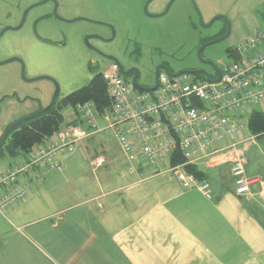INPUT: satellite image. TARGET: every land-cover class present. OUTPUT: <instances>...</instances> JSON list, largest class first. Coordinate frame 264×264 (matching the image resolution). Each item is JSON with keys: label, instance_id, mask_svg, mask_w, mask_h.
<instances>
[{"label": "crops", "instance_id": "1", "mask_svg": "<svg viewBox=\"0 0 264 264\" xmlns=\"http://www.w3.org/2000/svg\"><path fill=\"white\" fill-rule=\"evenodd\" d=\"M39 108L32 100L4 101L0 134ZM94 119L96 130L77 123L87 135L55 157L60 169L39 166L18 178L27 194L0 213V264H264V148L257 137L237 134L223 145L237 150L195 164L206 175L208 199L181 186L184 170H173L169 159L157 169L128 162L104 118ZM226 155H242L246 176L259 179L248 194H234ZM23 162L0 158V173Z\"/></svg>", "mask_w": 264, "mask_h": 264}, {"label": "rangeland", "instance_id": "2", "mask_svg": "<svg viewBox=\"0 0 264 264\" xmlns=\"http://www.w3.org/2000/svg\"><path fill=\"white\" fill-rule=\"evenodd\" d=\"M55 1L60 4L58 12L62 17L83 18L84 21L69 24L50 19L35 27L34 21L38 16L50 13V1L0 0V30L7 26H17L20 13L34 6L28 11L20 30L7 31L0 38V62L10 58L20 59L26 79H52L58 85L61 97L87 85L94 75L105 68L91 59V52L84 44V38L89 35L111 39L108 45L120 54H139V85L148 89L154 86L156 66L165 62L171 65L173 74L179 73L182 67L180 58L184 56L181 52L194 53L203 39L210 38L221 30L224 23L222 20H217L209 28L204 27L213 18H224L231 30L226 41L210 47L214 49L213 60L218 67L230 60L227 49L256 31L264 30V0H193V3L191 0H175L167 14H158L155 18L149 15L161 11L170 0H155L148 6L147 14L139 8L144 0ZM105 20L110 24L103 23L106 25L104 26L95 23ZM110 27L114 30L113 36ZM184 44L186 49L183 48ZM180 47V54L175 59L165 53ZM193 60L188 59L191 63L195 61ZM20 72L21 65L17 62L0 66V109L9 98L24 100L26 96L39 100L42 109L47 107V99L52 94V83L41 80L27 84L21 79ZM210 75L214 76L215 73ZM252 110L264 113V103L246 107L236 114L238 123L244 125V129L238 134H249L246 124ZM62 114L63 127L75 117L71 107L64 108ZM2 135L3 133L0 138ZM253 140L254 137L246 139L244 143L248 145ZM256 140L264 148V138ZM110 146H116L113 140ZM254 156L253 148L248 154L249 168L255 163ZM233 159L227 157L225 162L221 161L230 167Z\"/></svg>", "mask_w": 264, "mask_h": 264}, {"label": "built area", "instance_id": "3", "mask_svg": "<svg viewBox=\"0 0 264 264\" xmlns=\"http://www.w3.org/2000/svg\"><path fill=\"white\" fill-rule=\"evenodd\" d=\"M230 50V60L218 69V81L216 72L214 76L207 74L208 77L201 74L204 78H200L199 73L169 72V76L161 71L154 89L138 90L124 80L115 64L105 66L101 77L112 105L102 117L128 162L140 160L157 169L160 162L179 152L184 165H195L237 150L236 143L223 146L244 129L236 114L264 103V30L249 35ZM92 108L91 103H86L77 110L87 127L96 130ZM86 135L80 127L69 126L25 162L0 173V213L24 201L28 184L20 183V176L39 166H46L48 171L60 169L55 157L72 152ZM184 165L172 167L179 170ZM245 166L241 155L232 160L230 172L237 196L248 194L259 183L258 178L246 176ZM177 179L183 188L194 187L210 198L206 181H198L182 171Z\"/></svg>", "mask_w": 264, "mask_h": 264}, {"label": "trees", "instance_id": "4", "mask_svg": "<svg viewBox=\"0 0 264 264\" xmlns=\"http://www.w3.org/2000/svg\"><path fill=\"white\" fill-rule=\"evenodd\" d=\"M230 52V48L227 49L229 58L232 56ZM198 75L200 78H204L201 74ZM86 103L93 105V112L98 116H102L110 110L112 103L101 73L94 75L87 85L65 96L62 101L53 105L44 114L28 119L13 129L0 147V158H20L25 162L41 145L51 142L60 130L69 126H77L78 122L82 125L86 124L85 121L79 119L81 115L77 110L78 106ZM66 107H71L74 110L75 119L63 127L62 111ZM41 109L40 107L39 110ZM246 127L252 136L257 137V139L264 138V113L252 110ZM89 130L86 125V131ZM169 161L171 166L185 164L184 157L179 152H174ZM183 170L198 181H205L204 179H206V175L196 165H184Z\"/></svg>", "mask_w": 264, "mask_h": 264}, {"label": "flooded vegetation", "instance_id": "5", "mask_svg": "<svg viewBox=\"0 0 264 264\" xmlns=\"http://www.w3.org/2000/svg\"><path fill=\"white\" fill-rule=\"evenodd\" d=\"M150 0H144L142 4H140V11L142 9V11L147 14V8L148 6L152 5V3L155 1H151L150 3H148ZM175 0H173V2L170 4L171 0L168 2V4L166 5V3L164 4V6L162 7V10L159 12H153L154 15H149V17L151 18H155L158 17L160 15H165L169 12L172 4L174 3ZM51 2V10L50 13H46V14H42L40 16H38L35 21H34V26H38L41 22L45 21V20H55L57 22H61V23H65L62 22L60 20H58L55 15H54V10L56 9V14L57 16H59L60 18L64 19V20H73L76 18H72V19H65L64 17H62V15H60V13L58 12L60 4L57 2V6L55 5L54 2ZM166 6V7H165ZM165 8V9H164ZM168 8V9H167ZM27 10V9H26ZM25 11V10H24ZM23 11V12H24ZM22 12V14H23ZM22 14L20 13V19L18 24L21 21V17ZM27 15V14H26ZM111 16V14H109ZM26 19V17H25ZM222 20L223 23V27L221 28V30L216 33V35L210 37V38H205L203 39L199 45L197 46L196 50L193 52H181L184 53V56L180 58V64L182 65L181 67V72H195V73H199L201 74V72H204L208 75H210L211 73H215L216 70H218L220 67H218V65H216L215 61L213 60V53H214V49L210 48L213 45L222 43L224 41H226L231 33L230 30V26L229 24L225 21V19H219ZM90 21V20H88ZM25 22V21H24ZM94 22V21H91ZM216 22V21H215ZM213 22L211 24V26L215 23ZM95 23H101V24H110L107 23V21H102V22H95ZM210 23V22H209ZM209 23L207 25H209ZM104 25V26H106ZM207 25H204L207 26ZM209 26V27H211ZM209 27H205V28H209ZM111 28V27H110ZM113 28H111V35L113 36L114 34V30H112ZM1 31V30H0ZM88 37V36H86ZM89 37H92L89 39L88 43L89 46H86V48L91 52L90 54L92 55V60L97 63V64H101L106 66L109 63H113L112 61L108 60L107 58H113L116 60L117 62V68L118 71L120 73V70L123 73H127L126 76H122L124 78L125 81L128 82V79H130V83L131 81L135 78V81L137 84H139V76L141 74V69L138 66L139 61L141 60V57L139 56V54H132V53H118L117 51L112 50V48L108 45L109 42L111 41V39L108 38H104L101 35H89ZM186 49V45L184 44V47ZM209 48V49H208ZM180 49L177 50H173V51H166L165 53H169L168 55H170L172 57V59H175L177 57V55L180 54ZM191 54H194L193 56ZM189 58L194 59L193 63H191V61H188ZM114 64V63H113ZM157 67H164L166 68L169 72H171V65L167 64L165 62L159 64ZM155 68V69H156ZM162 71V68H159L158 70V74ZM155 75V74H154ZM53 87H52V94L50 95V97L47 99L48 102L50 103L52 100V96L55 92V85L52 83ZM58 86V85H57ZM59 88V87H58ZM60 90H58V94L54 100V105L56 103H59L60 101H62L64 99V97H61L60 95ZM17 98V97H16ZM18 101H26V100H32V101H36L39 105H40V101L34 98H30L28 96H26L24 98V100H21L19 98H17Z\"/></svg>", "mask_w": 264, "mask_h": 264}, {"label": "water", "instance_id": "6", "mask_svg": "<svg viewBox=\"0 0 264 264\" xmlns=\"http://www.w3.org/2000/svg\"><path fill=\"white\" fill-rule=\"evenodd\" d=\"M48 1H52V2H54L55 5L57 6V2H56L55 0H45V2H48ZM151 1H153V0H150L148 3H150ZM45 2H44V3H45ZM172 2H173V0H171L170 4H171ZM191 2L193 3V0H191ZM33 7H34V6H31V7H29L27 10H25V11L23 12L22 17H21V21H20V23H19L17 26H15V27H9V26L4 27V28L0 31V38H1V37L3 36V34H4L5 32H7V31H18V30H20V29L22 28L23 24H24L26 14H27L28 11H29L31 8H33ZM167 9H168V8H167ZM54 15H55V17H56L58 20H60V21H62V22H65V23H69V24H70V23H75V22H78V21H84L83 18H76V19L69 20V21L64 20V19L60 18L59 16H57V14H56V9L54 10ZM219 19H224V18L219 17V16H218V17H215V18H213V19L210 21L209 25H207V26H205V27H209V26H211V24H212L213 22H215V21H217V20H219ZM85 21H88V20H85ZM99 24H100V25H104V24H101V23H99ZM112 30H113V29H112ZM90 38H92V37H89V36H88V37H85V38H84V44H85L86 46H89L88 41H89ZM107 59L110 60V61H112L114 64L117 65V62H116L115 59H113V58H109V57H108ZM12 62H17V63H19V64L21 65V72H20V75H21V79H22L25 83L29 84V83H34V82L41 81V80L49 81V82H51V83H53V84L55 85V92H54V94H53V96H52V100H51V102L48 104L47 107H45V108H43V109H41V110L35 112V113L32 114V115H29V116H26V117H24V118H21V119L15 121V122H13L11 125H9L8 128L4 131V133H3V135H2V137H1V139H0V147H1V145L3 144V142L6 140V138L9 136V134L11 133V131H12L13 129H15L17 126H19L21 123H23L24 121H26V120H28V119H33V118H35V117H37V116H39V115H42V114H44L45 112H47L50 108H52L53 105H54V100H55V98H56V96H57V94H58V90H59L57 84H56L52 79H50V78H47V77H39V78L30 79V80L26 79L25 76H24V65H23L22 61H21L20 59H18V58H10V59H7V60H5V61H3V62H0V66L5 65V64H9V63H12ZM159 68H162V71H164V72L167 73L169 76H171V74L169 73V71H168L166 68H164V67H157V68L155 69V84H154V86H153L152 89H154V88L156 87V85H157V78H158V70H159ZM181 73H184V72H181ZM185 73H195V72H185ZM120 74H121L122 76H126V75H127V73H123L121 70H120ZM201 74L204 75L205 77H208V75H207L206 73H204V72H201ZM216 75H217V81H218V79H219V77H220V71H219V70H216ZM131 85H132L134 88L138 89V90H147V89L144 88L143 86H140L139 84H137L136 81H135V78L131 81Z\"/></svg>", "mask_w": 264, "mask_h": 264}]
</instances>
